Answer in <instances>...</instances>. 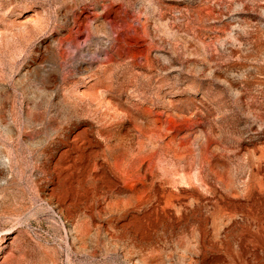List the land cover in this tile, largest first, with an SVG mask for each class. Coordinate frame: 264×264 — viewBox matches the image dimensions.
<instances>
[{"label":"rangeland","instance_id":"rangeland-1","mask_svg":"<svg viewBox=\"0 0 264 264\" xmlns=\"http://www.w3.org/2000/svg\"><path fill=\"white\" fill-rule=\"evenodd\" d=\"M0 264H264V0H0Z\"/></svg>","mask_w":264,"mask_h":264}]
</instances>
